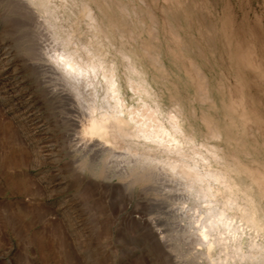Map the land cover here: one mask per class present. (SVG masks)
Instances as JSON below:
<instances>
[{"label": "bare ground", "instance_id": "bare-ground-1", "mask_svg": "<svg viewBox=\"0 0 264 264\" xmlns=\"http://www.w3.org/2000/svg\"><path fill=\"white\" fill-rule=\"evenodd\" d=\"M25 1L53 28L59 47L48 57L84 104L83 140L122 158L116 175L130 183L153 169L178 179L193 203V244L211 264H264L259 18L244 28L229 0H163L162 16L146 0Z\"/></svg>", "mask_w": 264, "mask_h": 264}, {"label": "rangeland", "instance_id": "rangeland-1", "mask_svg": "<svg viewBox=\"0 0 264 264\" xmlns=\"http://www.w3.org/2000/svg\"><path fill=\"white\" fill-rule=\"evenodd\" d=\"M229 2L237 23L259 18L264 30V0ZM162 3L140 6L162 16ZM44 15L0 0V264H211L193 244L178 179L153 169L130 183L116 175L122 158L83 140L86 110L48 57L58 44Z\"/></svg>", "mask_w": 264, "mask_h": 264}, {"label": "snow or ice", "instance_id": "snow-or-ice-1", "mask_svg": "<svg viewBox=\"0 0 264 264\" xmlns=\"http://www.w3.org/2000/svg\"><path fill=\"white\" fill-rule=\"evenodd\" d=\"M101 60H102V58H101ZM114 79H115L114 77H111V76H110V77L105 81L106 84H109V85H110L108 91L112 92L113 97L116 96V92L113 91V89L115 88ZM205 239H207V237H206Z\"/></svg>", "mask_w": 264, "mask_h": 264}]
</instances>
